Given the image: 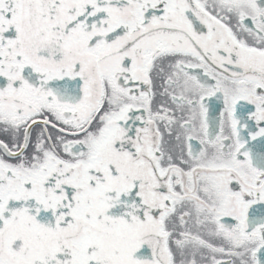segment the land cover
Returning a JSON list of instances; mask_svg holds the SVG:
<instances>
[{"label": "snow or ice", "instance_id": "snow-or-ice-1", "mask_svg": "<svg viewBox=\"0 0 264 264\" xmlns=\"http://www.w3.org/2000/svg\"><path fill=\"white\" fill-rule=\"evenodd\" d=\"M0 264H264V0H0Z\"/></svg>", "mask_w": 264, "mask_h": 264}]
</instances>
